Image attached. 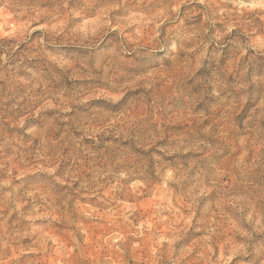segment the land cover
<instances>
[{"label":"clouds","instance_id":"9594fccd","mask_svg":"<svg viewBox=\"0 0 264 264\" xmlns=\"http://www.w3.org/2000/svg\"><path fill=\"white\" fill-rule=\"evenodd\" d=\"M181 3L189 6L185 15L177 11ZM110 7L125 8V0ZM153 7L162 9L151 17L154 27L145 19L130 43L121 41L114 57L100 48L79 53L91 58L85 62L87 82L58 100L54 119L64 122V135L58 142L45 141L36 153L38 161L60 170L39 180L61 192L56 211L75 203L84 189L115 195L112 180L119 184L133 174L145 183L159 179L167 187L196 171L197 186L207 175L211 187L218 188V170L227 165L226 174L235 184L234 189L229 184L232 216L227 219L231 228L240 226L238 249L244 256L256 253L264 264V243H252L254 234L264 233V92L249 91L247 64L241 74L230 68L245 57L248 64L264 62V0H157ZM113 23L107 30L118 29L122 36L134 20L116 17ZM254 79L264 83V76ZM197 200L192 196L193 209ZM207 207L206 201L202 216ZM197 224L207 232L205 244L223 234V219L215 221V229L203 218ZM22 239L20 232L0 235V264H42L41 256L25 254ZM87 244V239L73 237L75 255L66 254L76 260ZM46 250L39 240L27 247L32 253Z\"/></svg>","mask_w":264,"mask_h":264},{"label":"rangeland","instance_id":"374dc122","mask_svg":"<svg viewBox=\"0 0 264 264\" xmlns=\"http://www.w3.org/2000/svg\"><path fill=\"white\" fill-rule=\"evenodd\" d=\"M117 2L0 0V235L23 233L21 243L27 247L37 240L44 243L47 250L43 253L25 248L28 257L41 256L42 264H239L241 260L259 264L256 253L244 256L239 251L242 238L235 233L240 226L231 228L227 219L232 216L229 184L235 188L226 174L227 165L218 170V188L211 187L212 177L207 175L197 186L196 171L180 184L167 187L159 179L145 183L133 174L119 184L112 180L115 195L84 189L75 203L65 205L66 210L53 211L62 201L61 192L39 178L60 169L38 161L36 153L42 152L45 141L58 142L64 135V122L58 124L54 119L58 100L87 82L85 62L91 58L79 53L100 48L114 57L121 41L130 43L145 19L149 28L154 27L151 17L162 11L153 7L157 0H125V8L110 7ZM177 11L185 15L189 6L181 3ZM129 16L134 23L122 36L118 29L107 30L109 25L114 27V18ZM246 64L249 91L264 92V83L254 79L264 76V62L248 64L246 57L241 58L230 64L231 71L244 73ZM41 117L45 119L37 124ZM205 188L207 195L202 194ZM29 192L34 194L29 196ZM192 196L198 198L195 209ZM221 212L226 215H215ZM201 218L211 222L213 229L216 220H224L223 234L214 243H203L207 232L197 224ZM73 237L88 240L76 260ZM252 243L256 247L264 243V233L254 234Z\"/></svg>","mask_w":264,"mask_h":264}]
</instances>
